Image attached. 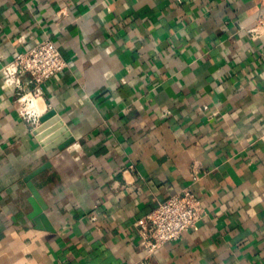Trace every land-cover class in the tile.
Segmentation results:
<instances>
[{"label": "crops", "instance_id": "obj_1", "mask_svg": "<svg viewBox=\"0 0 264 264\" xmlns=\"http://www.w3.org/2000/svg\"><path fill=\"white\" fill-rule=\"evenodd\" d=\"M263 13L264 0H0V264H264V36L248 33ZM45 40L68 66L43 84L42 116L73 138L50 152L3 75ZM45 163L33 182L53 232L24 181ZM189 186L202 219L142 247L139 223Z\"/></svg>", "mask_w": 264, "mask_h": 264}, {"label": "built area", "instance_id": "obj_2", "mask_svg": "<svg viewBox=\"0 0 264 264\" xmlns=\"http://www.w3.org/2000/svg\"><path fill=\"white\" fill-rule=\"evenodd\" d=\"M253 41L264 36V13L248 30ZM68 64L57 45L45 40L27 52L14 55L4 67V81L15 89L16 105L20 116L38 125L39 113L33 108L34 99H42L44 83L62 73ZM29 74L32 87L26 91L22 75ZM197 178L193 179L195 182ZM204 214L201 201L191 186L167 198L139 223L140 244L150 252L178 240L182 234L192 230ZM96 218H94L95 220Z\"/></svg>", "mask_w": 264, "mask_h": 264}, {"label": "water", "instance_id": "obj_3", "mask_svg": "<svg viewBox=\"0 0 264 264\" xmlns=\"http://www.w3.org/2000/svg\"><path fill=\"white\" fill-rule=\"evenodd\" d=\"M40 124L34 129V135L40 141L43 149L46 152L63 150L73 142L71 133L68 127L63 123L59 115L55 111H50L39 119ZM52 126L51 135H48L49 127ZM50 167V163H45L30 175H28L24 181L27 184L32 196L30 202L34 208V212L31 214V219L34 220L36 228L40 230H47L53 232V228L49 223L45 210L47 205L41 197L39 191L34 185L33 179L47 170Z\"/></svg>", "mask_w": 264, "mask_h": 264}, {"label": "bare ground", "instance_id": "obj_4", "mask_svg": "<svg viewBox=\"0 0 264 264\" xmlns=\"http://www.w3.org/2000/svg\"><path fill=\"white\" fill-rule=\"evenodd\" d=\"M33 103L34 110L39 113V116H42L45 109V104L42 102V99H34Z\"/></svg>", "mask_w": 264, "mask_h": 264}]
</instances>
